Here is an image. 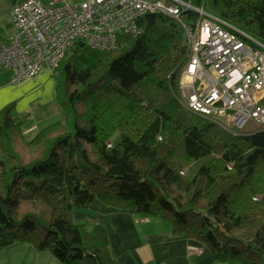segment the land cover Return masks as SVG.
Masks as SVG:
<instances>
[{"label": "trees", "instance_id": "trees-1", "mask_svg": "<svg viewBox=\"0 0 264 264\" xmlns=\"http://www.w3.org/2000/svg\"><path fill=\"white\" fill-rule=\"evenodd\" d=\"M188 1L264 42V0ZM138 24L112 51L73 44L51 69L61 116L33 137L13 102L0 109V248L119 264L105 228L72 217L97 199L166 222L214 260L264 264V128L209 134L215 124L182 104L183 28L162 13Z\"/></svg>", "mask_w": 264, "mask_h": 264}, {"label": "built area", "instance_id": "built-area-1", "mask_svg": "<svg viewBox=\"0 0 264 264\" xmlns=\"http://www.w3.org/2000/svg\"><path fill=\"white\" fill-rule=\"evenodd\" d=\"M184 10L196 19L188 22ZM149 12L183 28L182 104L233 135L264 128V42L188 0H22L10 11L12 35L0 42V70H12V83L34 77L56 67L77 40L115 50L123 35L141 33L138 20Z\"/></svg>", "mask_w": 264, "mask_h": 264}, {"label": "crops", "instance_id": "crops-1", "mask_svg": "<svg viewBox=\"0 0 264 264\" xmlns=\"http://www.w3.org/2000/svg\"><path fill=\"white\" fill-rule=\"evenodd\" d=\"M22 0H0V42L13 33L11 8ZM11 69L0 70V109L14 103V117L22 118V131L29 139L42 127L60 118L61 108L54 97L51 70L41 68L34 77L12 83ZM75 222L86 228L102 225L111 254L119 264H227L214 260L200 242L175 235L168 224L93 200L87 208L74 209ZM198 252L190 253L189 247ZM0 264H62L49 251H35L27 243L0 248Z\"/></svg>", "mask_w": 264, "mask_h": 264}, {"label": "rangeland", "instance_id": "rangeland-1", "mask_svg": "<svg viewBox=\"0 0 264 264\" xmlns=\"http://www.w3.org/2000/svg\"><path fill=\"white\" fill-rule=\"evenodd\" d=\"M45 2H48L50 0H44ZM67 1H72V0H67ZM237 27V26H236ZM239 28V27H238ZM241 29V28H240ZM243 30V29H242ZM244 31V30H243ZM44 69L47 67H43ZM42 68V69H43ZM209 134L215 136L216 138H220L221 140H225L228 137L229 132L219 125H212L209 129Z\"/></svg>", "mask_w": 264, "mask_h": 264}, {"label": "bare ground", "instance_id": "bare-ground-1", "mask_svg": "<svg viewBox=\"0 0 264 264\" xmlns=\"http://www.w3.org/2000/svg\"><path fill=\"white\" fill-rule=\"evenodd\" d=\"M251 35V34H250ZM254 37V36H253ZM257 39V38H256ZM255 128V127H254ZM251 129H253V128H251Z\"/></svg>", "mask_w": 264, "mask_h": 264}]
</instances>
